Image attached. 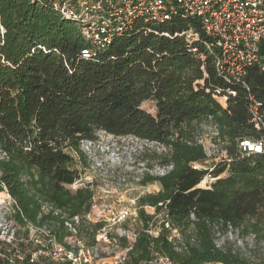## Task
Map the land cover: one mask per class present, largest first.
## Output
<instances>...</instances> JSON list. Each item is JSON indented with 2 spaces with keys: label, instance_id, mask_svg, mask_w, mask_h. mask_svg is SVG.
I'll return each mask as SVG.
<instances>
[{
  "label": "trees",
  "instance_id": "16d2710c",
  "mask_svg": "<svg viewBox=\"0 0 264 264\" xmlns=\"http://www.w3.org/2000/svg\"><path fill=\"white\" fill-rule=\"evenodd\" d=\"M56 1L0 0V151L8 155L0 171L25 216L37 221L40 201L87 212L92 190L67 188L80 175L71 151L83 156L81 141L98 131L135 136L165 146L157 163L173 166L166 175L143 178L160 190L140 197L139 205L166 204L188 249L177 251L166 231L157 238L144 232L150 216L142 209L126 264H141L154 252L173 264H264V149L240 148L244 140H264V38L261 62L248 67L245 84H234L217 74L212 56L197 59L181 35L190 27L201 31L195 20H137L132 31L93 50ZM194 44L206 51L202 42ZM84 49L95 54L87 57ZM251 96L261 103L259 126ZM145 101L155 103V114L142 107ZM210 126L224 157L201 169L196 164L209 156L200 139ZM207 174L216 179L198 187ZM54 221L41 216V224ZM100 226L85 231L93 238ZM239 239L254 245L242 252Z\"/></svg>",
  "mask_w": 264,
  "mask_h": 264
},
{
  "label": "built area",
  "instance_id": "2783aa9c",
  "mask_svg": "<svg viewBox=\"0 0 264 264\" xmlns=\"http://www.w3.org/2000/svg\"><path fill=\"white\" fill-rule=\"evenodd\" d=\"M54 7L80 26L82 34L92 43L93 50L103 49L115 37L132 31L137 20L154 25L181 17L195 20L205 36L211 39L202 40L201 31L194 27L182 32L181 35H186L192 44L194 56L203 62L209 55L212 56L217 74L227 82L245 84L248 67L261 62L264 0H58ZM196 41L202 42L206 51L194 44ZM93 50L84 49L83 54L93 56ZM230 93L236 94L235 91ZM260 106L261 103L251 96L250 110L257 126L262 121ZM95 139L82 140L81 150L85 140ZM140 139L146 145L158 144L163 151L166 150L157 141ZM252 147L262 151L264 140L255 141ZM6 158L7 153L0 151V159ZM172 168L170 164H159L156 170H148L152 176H163ZM98 171L110 175L112 179L95 185L88 176L80 173L79 178L69 185L75 191L83 188L92 190V204L87 212L71 214L50 202L40 201L37 221H31L25 216L19 202L2 180L0 171V264H126L140 233L137 224L142 209L150 216L143 228L144 232L157 238L166 231L177 251L188 249L166 204L161 202L160 209L151 205L141 206L140 196L130 198L128 204H121L124 201L122 190L134 189L127 176L101 165ZM147 175L140 174L135 180L144 185L142 180ZM215 179L207 174L204 182L210 186ZM115 196L116 199L110 201ZM43 215H52L55 224H41ZM92 225H101L93 238L86 232V226ZM229 236L234 238L231 230ZM124 238L127 239L126 246L121 244ZM119 244L122 245L120 250H107V245L117 247ZM141 264H173V261L160 252H154ZM206 264L225 263L217 261Z\"/></svg>",
  "mask_w": 264,
  "mask_h": 264
},
{
  "label": "rangeland",
  "instance_id": "374dc122",
  "mask_svg": "<svg viewBox=\"0 0 264 264\" xmlns=\"http://www.w3.org/2000/svg\"><path fill=\"white\" fill-rule=\"evenodd\" d=\"M220 100L224 102L223 97L220 98ZM142 107L152 114L156 113V107L153 101L143 102ZM213 134L214 129L210 126L202 135L200 141L204 144L209 158L205 161L198 162L196 167L208 169L212 167L213 164L222 162L224 157L223 152L219 151L218 145L212 141ZM84 142L85 143H82L83 156L77 152L71 151V154L75 158V168L80 173H84L88 176L95 185L101 184L104 180L112 179L110 175L101 174L98 171V166L100 165L104 168H110L125 174L130 186L134 189L131 191L122 190L124 201L121 202V204H128L130 198L138 196L142 197L147 194L156 193L160 190V184L158 182H149L145 185H141L140 183H137L135 179L140 174H150V176H152V173L149 172V170H156L157 166H159L157 163V153L163 151L161 145H146V143L140 138L133 136H115L106 133L105 131H98L95 140H85ZM253 143L252 140H244L240 143V148L243 151L254 150V147H252ZM114 185H116V181H114ZM205 186H209V184L205 183L203 179L198 187L205 188ZM67 188L72 192H76L74 187L68 185ZM127 188L128 187H124V189ZM115 199L116 196L111 198L110 201H114ZM87 239L91 241L90 237H87ZM239 240L238 247L241 248L242 252L248 251L249 246L254 245L252 239L247 240L248 245H245L242 240ZM218 244L223 245V241L221 239L218 240ZM108 246L109 245H107V250H110V252L113 249L118 251L122 248L121 244L117 247ZM109 255L110 254H107V256Z\"/></svg>",
  "mask_w": 264,
  "mask_h": 264
}]
</instances>
